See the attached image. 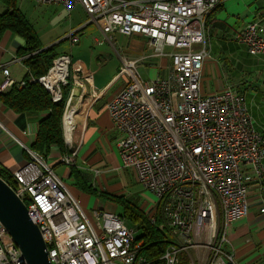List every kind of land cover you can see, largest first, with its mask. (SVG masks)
<instances>
[{"label": "built area", "instance_id": "obj_1", "mask_svg": "<svg viewBox=\"0 0 264 264\" xmlns=\"http://www.w3.org/2000/svg\"><path fill=\"white\" fill-rule=\"evenodd\" d=\"M34 1L59 4L67 13L79 4L104 39L141 35L155 55L170 56L168 75L155 78L143 75L138 59L122 60L118 78L126 75L127 81L107 103L119 132L120 166L133 168L143 189L155 197L146 211L167 234L162 256L166 264H238L235 251L225 248V231L249 212L247 173L264 178V133L256 127L245 94L231 85L211 93L201 87L210 55L209 16L223 0ZM68 38L75 43L79 35L72 32ZM233 38L249 53L264 55L263 20L241 24ZM59 61L64 68H57ZM53 68L55 83L47 79ZM0 75V93L25 85L5 66L0 65ZM92 79V72L62 55L47 74L31 81L46 87L54 102L63 99L64 86L70 87L65 132L69 102L92 90ZM72 135L73 131L70 139ZM14 137L28 158L11 171L9 185L27 201L52 264L149 263L135 226L102 207L85 208L46 158ZM76 156L77 149H72L60 156V162L75 165ZM0 264H28L2 222Z\"/></svg>", "mask_w": 264, "mask_h": 264}, {"label": "crops", "instance_id": "obj_2", "mask_svg": "<svg viewBox=\"0 0 264 264\" xmlns=\"http://www.w3.org/2000/svg\"><path fill=\"white\" fill-rule=\"evenodd\" d=\"M240 1V7L238 8V1L223 0V3L209 16L210 29L208 42L210 44V55L207 57L205 64L213 63V61L219 63L226 75L225 79H227L230 68L233 73L238 74L239 81L234 83V86L240 93L246 95L256 126L258 130L264 133V55L249 53L245 45L239 44L233 38L235 30L241 24L257 19H261L264 22V0ZM50 5H53L56 10L59 9L54 18H51V24H59L62 22L61 19L67 16L71 19H69L68 24L64 25L65 23H63V27L58 32L53 33L47 42H43V38L40 36V32H38L45 48L52 45L56 46L58 43L67 40L68 35L72 32L79 35V40L75 43L79 42L80 35L84 33V28L89 24L92 26V30L102 34L95 22L88 21V15L81 5H75L70 13L65 12L59 4L51 3ZM0 7L5 8L1 3ZM81 12L86 18H83ZM136 36H129L130 40L127 45L134 47L135 52L142 51V53H140L141 56L130 59L139 60V63H141L140 69L146 78L166 77L171 69L170 56L155 55L153 48L148 45V42L146 41L145 43L138 40ZM109 37L111 38V36ZM24 43L25 41L21 36L10 30L4 32L0 37V65L7 67L12 77L17 81L23 80L28 73L27 66L17 54L18 49L24 46ZM166 50L170 51L169 48ZM62 53L73 57L72 52L65 51ZM77 62L83 66L85 71L93 73V88L92 90L88 88L89 92L87 95L89 97L94 95V98L86 108V117L81 119L79 125L81 129L75 132L72 139L65 138V142L70 150L77 149L74 168L88 174L93 187L98 188L95 185L99 186L106 183V174H112L116 170L123 169L120 166L121 161L118 150L119 132L113 125L107 103L113 94L125 84L127 79L120 83L121 77L118 78L117 72L108 76L100 89H97L94 81L95 70L85 68L79 59ZM224 63H226V66L223 65ZM230 64L231 67L228 68ZM218 69L220 70L219 65ZM1 79L2 76L0 75ZM225 84H227V81L225 80L224 82L223 80L218 89L204 92L221 91L226 87ZM41 117L42 114L37 112L20 115L8 108L0 100V162L3 164V170L11 173L12 170L23 164L28 158V154L19 145L14 136L31 146L37 135L38 122ZM77 118L80 117L77 116ZM23 131H27V134ZM72 142L76 143L75 147L69 146ZM62 154L59 148L54 146L47 160L49 162V159L59 158ZM79 156H81L83 163H85L82 168L78 164L77 157ZM87 164L90 165V169L96 171L94 178L88 173ZM93 180L95 181L94 183L92 182ZM247 181L249 185V212L247 216L233 221L231 224L242 221L245 218H248V224L245 223L241 230L230 229V235L229 227L231 224L227 226L225 232L228 242L225 248L235 251L236 262L238 264H264V212L261 211L264 207V178H259L249 171L247 173ZM81 191L83 197L84 195L90 196V194L84 193L82 189ZM109 192L123 194L118 190L115 192L111 190ZM90 197L96 200L93 195ZM87 203L85 207L88 209H92L96 205L95 207H102L106 210L105 203L103 202H96L94 204L93 201ZM251 231L256 233V240L247 236V233Z\"/></svg>", "mask_w": 264, "mask_h": 264}, {"label": "trees", "instance_id": "obj_3", "mask_svg": "<svg viewBox=\"0 0 264 264\" xmlns=\"http://www.w3.org/2000/svg\"><path fill=\"white\" fill-rule=\"evenodd\" d=\"M0 3L5 7L0 11V37L4 32L10 30L24 39V46L18 49L17 54L28 68V73L23 79L25 85L22 88L14 85L8 91L0 93V100L20 115L36 112L42 114L38 122L37 135L30 146L34 151L46 159L51 155L54 146H57L61 153H67L70 149L65 142L63 116L70 87L64 86L63 99L54 102L46 87L40 82L31 81L32 78L47 74L53 60L66 54L58 52L55 45L40 50L44 45L35 25L20 9L19 0H0ZM229 67H231V64L228 65ZM228 71V80L232 79V75H238L233 73L231 68ZM227 85L228 83L225 84V86ZM233 89L237 91L235 86ZM71 174L74 176L77 186L84 193L122 205V215L125 217L126 222L136 227L137 239L144 242L142 254L148 259V264H166V260L162 256L167 246V234L151 221L148 211L125 194H115L93 187L89 175L82 170L73 168ZM0 176L8 184L10 183L11 173L3 170L0 171ZM25 203L28 204L27 201ZM158 221H161L160 217Z\"/></svg>", "mask_w": 264, "mask_h": 264}, {"label": "rangeland", "instance_id": "obj_4", "mask_svg": "<svg viewBox=\"0 0 264 264\" xmlns=\"http://www.w3.org/2000/svg\"><path fill=\"white\" fill-rule=\"evenodd\" d=\"M236 1H238L237 4L239 8L241 1L234 0V2ZM19 5L26 17L35 25L37 31L40 32L39 34L43 38V42H47L53 33L58 32L61 27H63V23H65L64 25H66L68 24L69 19H71L69 16H67L64 19H61V23L51 24V18H54L55 14L57 13V10H59H56L53 5L39 4L34 0H19ZM2 10L3 8L0 7V11ZM81 15L83 16V18H86L83 13ZM80 37V41L77 43H72L71 40L67 38V40H64L56 45V50L58 52H72V60L77 61L79 59L83 63L85 68L89 70H95L94 81L97 89H100L104 80L108 78V76L119 72V69H121L120 65H123V57L127 59L136 58L137 56H141L140 53H142V51L135 52L134 47L127 45L130 40L129 36L117 34L116 36L112 35L110 39H104L102 34H99L96 31L92 30V26H90V24L84 28V33L81 34ZM97 38L99 39V41H97ZM136 38L145 43L147 41V39L142 37L141 35H137ZM140 64L141 63H139L138 65L141 66ZM225 64L226 63H224L223 65L226 66ZM218 65L220 70L218 69ZM225 76L226 75L222 71V68L219 63L214 61L213 63H206L203 69V76L201 81V87L203 91H212L214 89H218L220 87V83L222 84L223 80L224 82L226 80L228 85H232V87H234L233 82L237 83L239 81L238 75H232V79L230 80H228V78L225 79ZM126 79V75L121 76L120 83L126 81ZM236 90L238 89L236 88ZM88 92L89 91H87L86 95L82 97L84 102H78L81 108L80 111H77L76 113L75 119L77 120L76 125L73 129L74 134L72 136L75 135V132H77V130L79 131L81 129L79 127L81 119L86 117V108L89 102L94 98V95L89 97L87 95ZM75 98H77V96H75ZM77 116L80 118H77ZM69 146L75 147L76 143L72 142L71 144H69ZM77 159L79 166L81 168L84 167L85 163H83L81 156L77 157ZM49 164L55 169L56 173L60 177H62V179L65 181V183L68 185L69 189L73 193V195L77 197V199L81 202L84 207L88 204L87 202L94 201V204H96V202H103L105 203L106 210L122 215L123 207L120 204L109 202L103 198H99L96 196H93L96 199L94 200L92 197H90L92 195H84L85 198L82 196V191L77 186L76 180L71 174V171L74 168L73 165L60 162V157H57L56 159H49ZM87 167L88 173L92 175V178H94V173H96V171L94 169H90V165L88 164ZM105 179V184L95 186L101 190H112L114 192L118 190L119 192L131 197V199H134V201L145 210L150 209L154 206L155 197H153L151 194H149L143 189V187L137 180L136 173L133 168L116 170L112 174H106ZM92 182L94 183L95 181L93 180ZM79 196L83 201L80 199ZM151 200L153 202H151ZM149 203L151 204L149 205ZM95 206H93L92 208H98ZM245 223L248 224V218L231 224L229 227V235L230 229L233 228L236 230H241L243 229ZM247 236L250 238H254V240L257 239L256 233H254V231L247 233Z\"/></svg>", "mask_w": 264, "mask_h": 264}, {"label": "water", "instance_id": "obj_5", "mask_svg": "<svg viewBox=\"0 0 264 264\" xmlns=\"http://www.w3.org/2000/svg\"><path fill=\"white\" fill-rule=\"evenodd\" d=\"M43 49L45 47L40 50ZM0 222L20 247L28 264H52L39 226L30 218L24 201L1 176Z\"/></svg>", "mask_w": 264, "mask_h": 264}, {"label": "bare ground", "instance_id": "obj_6", "mask_svg": "<svg viewBox=\"0 0 264 264\" xmlns=\"http://www.w3.org/2000/svg\"><path fill=\"white\" fill-rule=\"evenodd\" d=\"M60 64H63V62L59 61L57 63V68L58 69L60 67H62V68L65 67L64 65L60 66ZM57 78H58V76L56 75V69L53 68L49 72V74L47 75V79H48L49 82L55 83L57 81ZM91 83H92V81H91ZM78 99H79V101H78ZM78 102L83 103L84 102L83 98H80V97L79 98L78 97L75 98V97H73L71 99V101L68 104L67 112H66L65 117H64L65 132H66V136H67L68 139L71 138V134H72V131L74 129V124H75V120H76L74 112L80 111V108H81V106L78 104Z\"/></svg>", "mask_w": 264, "mask_h": 264}, {"label": "clouds", "instance_id": "obj_7", "mask_svg": "<svg viewBox=\"0 0 264 264\" xmlns=\"http://www.w3.org/2000/svg\"><path fill=\"white\" fill-rule=\"evenodd\" d=\"M64 128V127H63ZM64 135H65V133H64Z\"/></svg>", "mask_w": 264, "mask_h": 264}]
</instances>
